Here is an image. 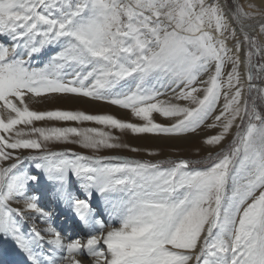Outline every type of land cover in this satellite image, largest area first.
<instances>
[{
	"label": "snow or ice",
	"instance_id": "obj_1",
	"mask_svg": "<svg viewBox=\"0 0 264 264\" xmlns=\"http://www.w3.org/2000/svg\"><path fill=\"white\" fill-rule=\"evenodd\" d=\"M248 8L0 0V239L21 264H264V3ZM77 102L134 119L57 106ZM194 141L206 157L163 148Z\"/></svg>",
	"mask_w": 264,
	"mask_h": 264
},
{
	"label": "bare ground",
	"instance_id": "obj_2",
	"mask_svg": "<svg viewBox=\"0 0 264 264\" xmlns=\"http://www.w3.org/2000/svg\"><path fill=\"white\" fill-rule=\"evenodd\" d=\"M239 3L244 8L245 11H249L250 10L248 8L249 4H253L259 7L261 3H264V0H239ZM258 31H259V28L257 25L256 30L254 32L257 33ZM57 106L64 107V108L81 109V110H87V111H93V112H106V113L114 114L118 118L134 119L131 117L130 113L127 112V110H122L115 106H111V105L103 104L99 102H96V103H84V102L63 103ZM33 107L34 108H44L46 106L34 105ZM205 131L209 132L210 134L212 132L211 130H205ZM122 140L124 142L130 143L134 147H145V146L156 147L157 145H159L158 141L135 139V138H132L131 135H127L123 137ZM197 143H198L197 141H194L192 143L178 144V145L171 146V147L178 149L179 154H184V153L193 154V152L196 153ZM164 146H168V145H164ZM58 147H60L61 149L62 148H72L75 151H80L82 149L79 146L72 145V144H59ZM186 150L189 152H185ZM125 151L126 150H115V151H110V153H107V154L111 155L112 153H128ZM56 223L58 226L62 227L65 230V232L71 231V229L69 228V224L71 223V221L65 220L64 212L62 210L60 211V215L57 217ZM0 253L5 256L4 262H2L3 264H21V259H22L21 254L19 253V250L16 249L15 245L13 244L11 240L0 239Z\"/></svg>",
	"mask_w": 264,
	"mask_h": 264
},
{
	"label": "rangeland",
	"instance_id": "obj_3",
	"mask_svg": "<svg viewBox=\"0 0 264 264\" xmlns=\"http://www.w3.org/2000/svg\"><path fill=\"white\" fill-rule=\"evenodd\" d=\"M229 3H231V0H229ZM252 34L255 35L256 33L254 32ZM57 126H61V125H57ZM86 126H94V125H86ZM207 133L210 134L209 132H207ZM211 134H214V133L211 132ZM129 135H131V134H129ZM123 137H125V136H123ZM230 139H231V137H229V141H230ZM201 141H202V139H201ZM58 146H59V144L53 145L52 146L53 150H62L63 149V148L62 149L60 148L61 145H60V147H58ZM158 146L159 145H157L156 147H158ZM163 148H164V151L166 153L173 151V148L171 146H169V145L168 146H164ZM175 150H176V152H179L178 149H175ZM80 152H85V154H91L90 152H88L87 150H84V149H81ZM125 152H128V151H125ZM185 152H189V151L186 150ZM107 153H110V152H102L100 154L101 155H108ZM196 153L195 152H193V154L192 153H184V154H180V155L182 157H185V158H196V159H202L203 157H206L208 155V151H201L199 154H196ZM115 154H119V155H134V154H132L130 152H128V153H112L111 155H115ZM4 258H5V256L0 253V264H3L2 262H4Z\"/></svg>",
	"mask_w": 264,
	"mask_h": 264
}]
</instances>
